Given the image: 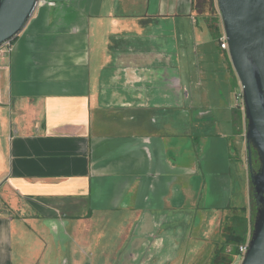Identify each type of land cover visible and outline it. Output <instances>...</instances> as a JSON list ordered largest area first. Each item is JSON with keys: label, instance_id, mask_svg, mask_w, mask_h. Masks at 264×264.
<instances>
[{"label": "crops", "instance_id": "0c3cea01", "mask_svg": "<svg viewBox=\"0 0 264 264\" xmlns=\"http://www.w3.org/2000/svg\"><path fill=\"white\" fill-rule=\"evenodd\" d=\"M206 1L39 0L0 57V264H236L247 119Z\"/></svg>", "mask_w": 264, "mask_h": 264}, {"label": "water", "instance_id": "95a60500", "mask_svg": "<svg viewBox=\"0 0 264 264\" xmlns=\"http://www.w3.org/2000/svg\"><path fill=\"white\" fill-rule=\"evenodd\" d=\"M39 0H0V44L15 39ZM231 64L239 80L247 119L249 179L256 215L248 250L240 264H264V0H216ZM260 167L253 168L252 149Z\"/></svg>", "mask_w": 264, "mask_h": 264}, {"label": "built area", "instance_id": "2783aa9c", "mask_svg": "<svg viewBox=\"0 0 264 264\" xmlns=\"http://www.w3.org/2000/svg\"><path fill=\"white\" fill-rule=\"evenodd\" d=\"M11 43H12V41L8 40V41H5L2 44H0V57L3 56V55H8L9 54L10 48H11ZM220 47L222 49L228 50V44H227V40H226L225 34L220 38ZM241 105H242V109L244 110V115H245L243 97H242V100H241ZM246 131H247V123H246V120H245L244 126H243V134H242L244 139H245V136H246ZM251 236H252V231L250 229L248 231V233L245 235L244 239L237 245V254H238L239 258H241V260L243 259V257L245 256V254H246V252L248 250L249 243H250V240H251Z\"/></svg>", "mask_w": 264, "mask_h": 264}, {"label": "rangeland", "instance_id": "374dc122", "mask_svg": "<svg viewBox=\"0 0 264 264\" xmlns=\"http://www.w3.org/2000/svg\"><path fill=\"white\" fill-rule=\"evenodd\" d=\"M214 2V6L213 8L211 9L210 8V5H209V2L206 1L205 5H203V9H206L207 11H210L212 14L214 13L215 15H219V12H218V9H217V6H216V0H213ZM220 17V16H219ZM221 21V19H220ZM222 23V22H221ZM227 54H228V50H227ZM197 67H193L191 70L187 69V73H191L193 76L191 77V80L192 82H196L200 79V76L199 74L197 73L198 71L195 70ZM237 79V77H236ZM238 80V79H237ZM239 91H241V86L239 85ZM233 139H234V146H235V141H237L239 139V136H238V133L237 132H234L233 134ZM245 147H246V144L245 142L243 141L242 142V156L244 157V159L246 160V153H245ZM250 195H251V185H250ZM254 222V220H253ZM253 224V223H252ZM240 260L241 258L238 257L237 261H236V264H240Z\"/></svg>", "mask_w": 264, "mask_h": 264}, {"label": "trees", "instance_id": "16d2710c", "mask_svg": "<svg viewBox=\"0 0 264 264\" xmlns=\"http://www.w3.org/2000/svg\"><path fill=\"white\" fill-rule=\"evenodd\" d=\"M14 39H12L11 41H13ZM252 153H253V155H255L256 154V151H255V149L253 148L252 149ZM258 156V155H257ZM246 162H247V153H246ZM255 162H256V160H255V157L254 156H252V165H253V168L255 169V170H258L259 169V167H260V161H259V158H258V165L257 164H255ZM250 185H251V201H252V203H253V205H254V208L256 209V204H255V200H254V197H253V193H254V186L252 185V183H251V181H250ZM255 215H256V210H255ZM255 218V217H254ZM251 231L253 230V224L251 225ZM244 234H245V231H244ZM243 235V234H242ZM242 235H239L238 237H237V239H236V242L237 243H239V242H241L244 238H242Z\"/></svg>", "mask_w": 264, "mask_h": 264}, {"label": "flooded vegetation", "instance_id": "af4514ba", "mask_svg": "<svg viewBox=\"0 0 264 264\" xmlns=\"http://www.w3.org/2000/svg\"><path fill=\"white\" fill-rule=\"evenodd\" d=\"M253 156L255 157V160H256L255 164L258 165V156H257V153L255 155H253Z\"/></svg>", "mask_w": 264, "mask_h": 264}]
</instances>
